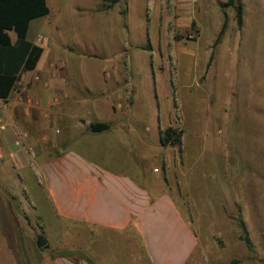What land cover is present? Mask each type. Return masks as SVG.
<instances>
[{
	"label": "rangeland",
	"instance_id": "obj_1",
	"mask_svg": "<svg viewBox=\"0 0 264 264\" xmlns=\"http://www.w3.org/2000/svg\"><path fill=\"white\" fill-rule=\"evenodd\" d=\"M227 1L93 0L74 17L56 15L63 22L59 42L76 50L62 47L66 53L84 50L90 60H116L117 66L105 71L112 80L130 82L135 71L129 63L137 65L142 81L137 93L124 83L129 91L110 105L134 109L117 131L121 145L115 148L123 159L113 166L145 180L167 181L165 189L176 197L198 241L190 260L199 255L203 264H244L250 247L240 238L245 232L253 243L250 255H264V225L248 227L243 220V155L251 139L264 148V0H241L242 28L234 7L222 8ZM64 2L58 0V7ZM225 19L227 28L216 43ZM167 124L181 133L179 143H161L157 127ZM64 147L81 148L76 141ZM37 194L38 204L58 226L46 225L33 205L24 211L14 194L9 196L16 204L14 216L27 221L32 239L27 249L38 250V261L47 251L69 249L64 253L98 250L108 263L129 264L117 233L87 232L91 241L84 248L86 229L74 232L73 226L59 225L64 221L54 216L41 191ZM38 234L48 239V247L37 246Z\"/></svg>",
	"mask_w": 264,
	"mask_h": 264
},
{
	"label": "crops",
	"instance_id": "obj_2",
	"mask_svg": "<svg viewBox=\"0 0 264 264\" xmlns=\"http://www.w3.org/2000/svg\"><path fill=\"white\" fill-rule=\"evenodd\" d=\"M92 2L65 0L58 7V0H47L50 12L33 19L29 28L34 29L32 36L28 32V38L43 47L42 56L35 69L22 72L9 98H0V119L7 125L0 133L4 153L0 158V264H112L98 250H85L77 257L64 253L69 249L51 250L38 261V250L27 249L32 242L26 233L27 221L14 216L16 204L9 196L14 194L24 211L33 205L46 225L58 226L43 204H38V190L54 216L64 221L59 225L73 226L74 232L99 229L117 233L124 243V255L129 254V264H203L199 255L190 260L198 241L176 197L165 189L167 181L145 180L136 171L113 166L123 159L115 148L121 145L117 131L126 126L123 116L134 109L123 110L119 105L113 109L110 105L124 96V90L129 91L124 83L137 93L142 83L137 65L129 63L135 71L130 82L112 80L105 71L113 70L116 60H90L84 50L70 55L64 48L75 49L59 42L63 22L57 12L74 17ZM12 32L15 41L17 36ZM100 122L109 123L110 128L93 132L90 124ZM166 126L170 125H158L159 137ZM18 138L22 145L16 143ZM74 141L81 148L64 147ZM248 143L243 155V220L251 227L264 225V148L258 149L253 139ZM28 148L35 150L34 156ZM231 167L234 190L236 166ZM90 233L82 239L84 248L86 241H91ZM250 249L244 264H264V255H250Z\"/></svg>",
	"mask_w": 264,
	"mask_h": 264
},
{
	"label": "trees",
	"instance_id": "obj_3",
	"mask_svg": "<svg viewBox=\"0 0 264 264\" xmlns=\"http://www.w3.org/2000/svg\"><path fill=\"white\" fill-rule=\"evenodd\" d=\"M117 3L121 0H112ZM232 6L235 9L236 21L239 28L243 27L244 6L241 0H228L222 4V8ZM50 7L47 0H0V98L7 99L16 88L23 71L36 68L43 53V47L28 38L31 21L35 18L47 15ZM227 28L225 19L219 35L218 43ZM16 33L13 41L10 32ZM146 48V47H144ZM213 54L211 55V62ZM110 128L109 123H91L93 132H100ZM163 145L177 144L181 140V133L172 126L161 132ZM242 226L245 227L242 223ZM240 238L244 239L248 246H252V240L247 232ZM47 244L45 247H48Z\"/></svg>",
	"mask_w": 264,
	"mask_h": 264
},
{
	"label": "built area",
	"instance_id": "obj_4",
	"mask_svg": "<svg viewBox=\"0 0 264 264\" xmlns=\"http://www.w3.org/2000/svg\"><path fill=\"white\" fill-rule=\"evenodd\" d=\"M6 128H7V125H6V124L0 119V133H1L2 131H4ZM16 143H17L18 145H22V144H23V141H22L21 138H18V139L16 140ZM28 150H29V153H30L32 156L35 155V150H34L33 148H28ZM3 157H4V153H3V151L0 150V158H3Z\"/></svg>",
	"mask_w": 264,
	"mask_h": 264
},
{
	"label": "water",
	"instance_id": "obj_5",
	"mask_svg": "<svg viewBox=\"0 0 264 264\" xmlns=\"http://www.w3.org/2000/svg\"><path fill=\"white\" fill-rule=\"evenodd\" d=\"M48 243V239L42 235V234H38L37 235V246L38 247H44L45 245H47Z\"/></svg>",
	"mask_w": 264,
	"mask_h": 264
}]
</instances>
